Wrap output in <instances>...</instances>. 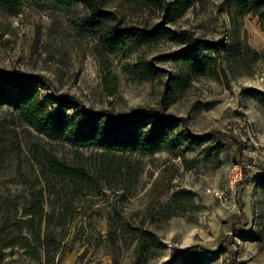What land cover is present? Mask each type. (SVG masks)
<instances>
[{
    "label": "rangeland",
    "instance_id": "rangeland-1",
    "mask_svg": "<svg viewBox=\"0 0 264 264\" xmlns=\"http://www.w3.org/2000/svg\"><path fill=\"white\" fill-rule=\"evenodd\" d=\"M93 1L122 27L156 30L163 39L99 54L82 5L24 4L17 15L0 9V71L37 84L66 114L106 121L139 111L181 120L175 133L184 142L174 152L127 156L107 171L96 153L50 141L2 108L0 264H37L18 247L4 248L19 241L36 192L49 216L42 232L53 264H180L186 250L202 264H264V8L261 17L239 16L238 2L249 0H185L184 13L169 22L152 3ZM182 32L242 47L246 64L220 80L191 77L170 59L184 47ZM47 157L87 168L89 183L76 192L42 175ZM68 201L70 211L59 217Z\"/></svg>",
    "mask_w": 264,
    "mask_h": 264
},
{
    "label": "trees",
    "instance_id": "trees-1",
    "mask_svg": "<svg viewBox=\"0 0 264 264\" xmlns=\"http://www.w3.org/2000/svg\"><path fill=\"white\" fill-rule=\"evenodd\" d=\"M51 1L62 11H69L75 4L86 10L85 26L88 33L96 39L99 54H114L127 45L141 47L163 39V34L141 30L136 27H122L116 17L109 11L97 8L93 0H0V9L8 14L17 15L24 4H37ZM152 3L159 10L165 11L167 21L179 18L188 6L185 0L162 2V0H132ZM264 0L238 2L239 16L255 14L261 17ZM183 49L172 55L174 65L185 70L191 77L209 76L221 79L226 77V70L237 69L246 64L247 53L242 47L234 49L222 40L200 41L189 34L180 33ZM248 51V47H245ZM257 56V54H254ZM145 78H152L153 71L146 66H139ZM7 108L15 116L17 122L30 128L46 139L66 144L77 153L80 150L91 151L98 156L101 168L110 171L113 166L120 165L127 156H149L166 151L174 152L184 142L175 131L179 121L173 117L159 114L152 120L135 112L126 116L109 118L106 121L94 120L75 114H66L53 108L39 93V86L21 76L0 71V110ZM151 126V129L144 130ZM41 173H50L62 182H69L77 192L89 183V170L79 165H70L55 158L46 159ZM75 192V193H76ZM42 193L30 195V208H24V220L19 221V241H11L4 248L18 247L24 256L37 264H53L52 252L48 250L49 234L42 232L44 206L40 201ZM72 201L64 206L58 216L70 211ZM61 211V210H60ZM66 217V215H65ZM68 223L71 219L67 220ZM62 225V224H60ZM59 226V224H57ZM148 234H145V236ZM1 262V259H0ZM161 264H174L170 259ZM180 264H202L198 254L186 250L180 256Z\"/></svg>",
    "mask_w": 264,
    "mask_h": 264
}]
</instances>
